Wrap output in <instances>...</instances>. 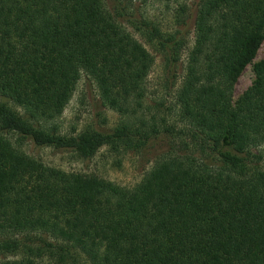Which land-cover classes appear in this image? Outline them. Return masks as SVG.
Returning <instances> with one entry per match:
<instances>
[{"label":"trees","instance_id":"obj_1","mask_svg":"<svg viewBox=\"0 0 264 264\" xmlns=\"http://www.w3.org/2000/svg\"><path fill=\"white\" fill-rule=\"evenodd\" d=\"M146 31L178 61L180 39ZM263 39L264 0H198L173 102L150 110L154 58L103 0H0V264H264V58L233 100ZM82 74L119 122L65 135ZM26 141L83 159L153 149V162L123 187Z\"/></svg>","mask_w":264,"mask_h":264},{"label":"rangeland","instance_id":"obj_2","mask_svg":"<svg viewBox=\"0 0 264 264\" xmlns=\"http://www.w3.org/2000/svg\"><path fill=\"white\" fill-rule=\"evenodd\" d=\"M198 0L154 2L143 0H103L104 6L118 22L151 53L154 63L147 78L148 97L145 105L153 110L154 101L173 102V95L184 74L187 55L194 41V18ZM157 27L163 37L180 39L178 61L167 60V50L157 44L146 31ZM264 58V39L255 57L245 66L233 88L236 100L254 81L253 65ZM119 115L104 105L94 82L82 74L75 90L60 116L59 131L74 135L82 130L96 128L111 130L119 122ZM24 150L45 164L66 171L95 174L123 187L139 182L153 162V149L146 151L118 150L110 146L100 147L89 159L75 152L50 146H35L26 141ZM261 156L264 166V146L254 151Z\"/></svg>","mask_w":264,"mask_h":264}]
</instances>
